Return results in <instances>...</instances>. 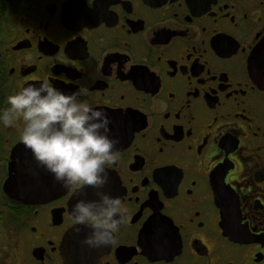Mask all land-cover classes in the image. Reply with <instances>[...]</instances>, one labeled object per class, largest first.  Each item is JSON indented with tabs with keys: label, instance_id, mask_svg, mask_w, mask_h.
I'll use <instances>...</instances> for the list:
<instances>
[{
	"label": "flooded vegetation",
	"instance_id": "flooded-vegetation-1",
	"mask_svg": "<svg viewBox=\"0 0 264 264\" xmlns=\"http://www.w3.org/2000/svg\"><path fill=\"white\" fill-rule=\"evenodd\" d=\"M256 54L259 75L252 71ZM264 0H0V111L81 84L119 159L128 220L83 243L77 199L0 123V264H264Z\"/></svg>",
	"mask_w": 264,
	"mask_h": 264
},
{
	"label": "clouds",
	"instance_id": "clouds-1",
	"mask_svg": "<svg viewBox=\"0 0 264 264\" xmlns=\"http://www.w3.org/2000/svg\"><path fill=\"white\" fill-rule=\"evenodd\" d=\"M90 95L87 85L66 93L44 79L9 95L0 123L23 120L24 146L65 189L95 190L96 199H77L70 211L74 224L91 229L83 243L101 248L112 243L128 216L120 197L104 191L108 166L119 159L118 140L110 135L108 114L90 102Z\"/></svg>",
	"mask_w": 264,
	"mask_h": 264
},
{
	"label": "water",
	"instance_id": "water-1",
	"mask_svg": "<svg viewBox=\"0 0 264 264\" xmlns=\"http://www.w3.org/2000/svg\"><path fill=\"white\" fill-rule=\"evenodd\" d=\"M253 62L252 71L254 72L255 76L259 75V71L256 65V54H254L253 58L251 59ZM264 71V70H263Z\"/></svg>",
	"mask_w": 264,
	"mask_h": 264
}]
</instances>
